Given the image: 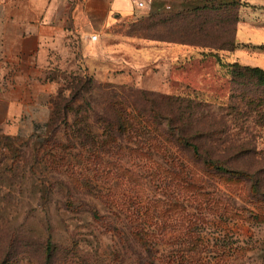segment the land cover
<instances>
[{
  "label": "rangeland",
  "instance_id": "1",
  "mask_svg": "<svg viewBox=\"0 0 264 264\" xmlns=\"http://www.w3.org/2000/svg\"><path fill=\"white\" fill-rule=\"evenodd\" d=\"M141 1L151 3L150 12L108 29L107 36L96 35L89 47L72 46L51 72L55 90L50 100L57 98L60 103L79 90L66 121H54L50 104L47 119L33 123L30 131H0V261L39 264L50 241L57 250L53 264H133V248L125 247L115 233L106 231L104 221H94L90 213L94 209L102 216L114 214L120 208L117 201L123 199L129 212L135 211L138 194L156 201L158 211L147 222L156 257L174 256L181 241L171 231L184 212L170 210L158 216L167 210L170 189L165 184L170 178L154 172L156 165L147 158L129 151L140 146L156 153L158 144L143 134L155 130L142 127L137 130L141 132L121 138V147L127 148L124 153L103 154L99 167L74 133L73 122L80 117L88 120L93 131H102L97 118L108 98L129 106L136 103L146 111L155 105L179 128L176 118L183 113L180 117L190 125L184 132L195 135L199 152L252 175L264 199V86L253 82L242 86V80H232L221 65L237 62L264 69V49L239 44L243 22L252 29L250 41L259 37L264 41V8L251 6L261 0ZM172 40L185 44L186 50ZM79 153L86 158L78 165ZM158 153L166 155L163 150ZM150 157L160 166L166 161ZM123 170L138 176L137 180L127 183L126 178L132 177ZM82 179L85 184L76 185ZM212 182L210 194L228 209L239 213L255 209L244 182L227 178ZM256 205L264 207V203ZM187 213L195 211L188 207ZM200 215L205 249L201 260L264 264V223L227 221L208 211Z\"/></svg>",
  "mask_w": 264,
  "mask_h": 264
},
{
  "label": "trees",
  "instance_id": "2",
  "mask_svg": "<svg viewBox=\"0 0 264 264\" xmlns=\"http://www.w3.org/2000/svg\"><path fill=\"white\" fill-rule=\"evenodd\" d=\"M251 6L254 7L253 5ZM173 18H175V15ZM173 18L169 19L172 20ZM169 42L181 43L173 40ZM255 48L260 49L263 47ZM200 55L206 56L205 53H201ZM217 62L219 63V60ZM221 65L229 70L232 80H242V82H239L242 86L250 82H253L258 87L264 86V69L260 67L240 65L237 62ZM77 95H79V90L75 89V93L68 100L62 99L60 103H58L57 98L50 100L54 121L61 119L62 121H66L65 119L73 110L71 105L72 100ZM259 103L261 104V101ZM178 108H181L180 105ZM129 109H131L130 112L128 111ZM178 114L179 117L176 120L182 125L183 131L182 128L174 126L175 123L172 119L161 115L155 108V105L150 106L149 110L146 111L143 106L136 103L129 106L115 98H108L104 103L103 113L97 118L98 126L102 131H93L95 129L87 124L88 120L84 119V117H80L73 122L74 133L76 132L77 139L82 144L84 142L90 149L89 155L95 157L93 160L97 161V167L102 162L103 154L116 156L124 153L127 148L123 149L121 147L119 143L121 138L130 137L134 133L141 132L137 130L142 127L155 130L144 131L143 134H148L147 137L158 144L155 148L156 153L153 152L154 154H151L149 150L143 151L144 148L140 146L129 149V151L130 154H134L137 157L147 158L148 162L156 165L154 172L161 171L170 178V181L165 184L166 190L170 189L169 199L166 200L167 210L164 214H158V216L163 217L170 210L172 212L174 210L184 212L182 221L179 222L178 226L173 227L171 231L173 233L176 232L178 241H181L172 259L167 260L163 257V259L156 257L157 250L153 243V233L147 225L148 220L153 218L155 211H158L154 205L156 201H151L147 197L146 199H142V195L138 194L137 197L140 200L135 205V211L129 212V206L125 207V204L128 205L127 201L123 199V201L120 200L122 203L117 201L120 208L114 214L104 213L105 215L102 216L94 209L90 213L94 221H104L105 223L102 224L105 225L106 231L115 233L120 242L124 243L125 247L127 246L131 250L133 248V264H212L209 260H201L205 250L202 247V236L199 234L201 232L200 223L204 224V220L200 215L203 212L208 211L212 214H217L219 219L227 221L240 220L250 225L264 223V207L256 205L264 203V199L259 196L258 183L256 180L253 181L254 177L246 172L229 169L222 162L213 159L210 155H202L199 152L201 147L194 141L195 135H187L184 132L185 127L188 125L184 122L185 119L180 117L183 113ZM79 115L76 113V116ZM95 137L99 139L97 142L95 141ZM174 149L181 154V158L176 156ZM161 150L164 151L165 156L157 154V151ZM150 156H156L158 160L162 159L166 161L160 166L154 160L155 158L152 159ZM77 157L78 165L82 159L86 158L82 153L77 154ZM182 158H186L187 162L182 163ZM68 160L66 159V161ZM68 165L70 166V171L74 170L71 163H68ZM122 173L132 177L126 178L125 181L127 183L137 180L136 177L138 176L129 171L123 170ZM150 175L154 176L153 173ZM218 178L234 179L244 182L246 186H249L247 196L254 202L255 209L253 211H246L244 209L243 213L246 212V215V213H239L238 210L232 211V209H228V206H224L221 200H214L210 194L213 191L208 188L213 187V179ZM84 180L78 181L76 185L78 184L82 187L85 184ZM140 186L138 183L137 191H140ZM141 200H143L144 204L141 203ZM188 207L194 209L195 213L188 214ZM109 215L113 216L116 221L110 218ZM56 252L57 250L52 247L51 242L47 241L42 250V258L39 264H53ZM7 262V260H2L0 264H7ZM213 264L228 263L215 262Z\"/></svg>",
  "mask_w": 264,
  "mask_h": 264
},
{
  "label": "crops",
  "instance_id": "3",
  "mask_svg": "<svg viewBox=\"0 0 264 264\" xmlns=\"http://www.w3.org/2000/svg\"><path fill=\"white\" fill-rule=\"evenodd\" d=\"M135 1L0 0V131H30L46 120L55 90L50 75L64 53L75 45L89 47L92 35L107 36L108 29L151 11L150 2V9L141 10ZM251 5L264 8V0ZM242 24L239 44L264 49L262 37L250 41L252 29Z\"/></svg>",
  "mask_w": 264,
  "mask_h": 264
},
{
  "label": "built area",
  "instance_id": "4",
  "mask_svg": "<svg viewBox=\"0 0 264 264\" xmlns=\"http://www.w3.org/2000/svg\"><path fill=\"white\" fill-rule=\"evenodd\" d=\"M135 6L136 8L141 9V10L146 9V8L150 9V4L147 1H141V0L135 1ZM96 39H97L96 35H92L90 37V40L92 41H95Z\"/></svg>",
  "mask_w": 264,
  "mask_h": 264
}]
</instances>
